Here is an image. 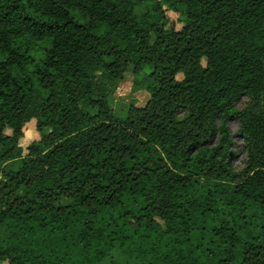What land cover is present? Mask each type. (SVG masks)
<instances>
[{
	"label": "trees",
	"instance_id": "obj_1",
	"mask_svg": "<svg viewBox=\"0 0 264 264\" xmlns=\"http://www.w3.org/2000/svg\"><path fill=\"white\" fill-rule=\"evenodd\" d=\"M2 262L264 264V0H0Z\"/></svg>",
	"mask_w": 264,
	"mask_h": 264
},
{
	"label": "rangeland",
	"instance_id": "obj_2",
	"mask_svg": "<svg viewBox=\"0 0 264 264\" xmlns=\"http://www.w3.org/2000/svg\"><path fill=\"white\" fill-rule=\"evenodd\" d=\"M169 17L172 21L176 23L179 27L180 24L177 20V15L169 12ZM126 77L122 82L119 83L117 89L112 94V100L110 104L113 108V113L117 117H124L126 115L127 107L134 103L137 106H144L148 101L150 94L145 89H139L135 93H132L133 86V75L130 72L125 73ZM246 98L242 97L237 103V108H242L245 105ZM229 131L232 135L233 140V165L236 170H241L244 166V161L246 159L245 148L243 140L238 134V122L236 120H229L228 122ZM10 131L7 130V133ZM38 132L35 129L34 120L28 122L24 126L23 137L20 138L19 144L25 150L26 146L35 139H38ZM0 264H8L7 262H2Z\"/></svg>",
	"mask_w": 264,
	"mask_h": 264
}]
</instances>
